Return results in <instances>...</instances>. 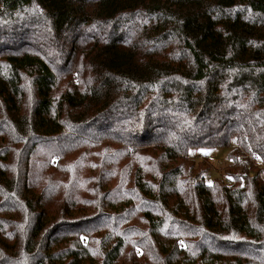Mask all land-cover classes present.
I'll list each match as a JSON object with an SVG mask.
<instances>
[{
  "label": "trees",
  "instance_id": "16d2710c",
  "mask_svg": "<svg viewBox=\"0 0 264 264\" xmlns=\"http://www.w3.org/2000/svg\"><path fill=\"white\" fill-rule=\"evenodd\" d=\"M262 166L264 0H0V264H264Z\"/></svg>",
  "mask_w": 264,
  "mask_h": 264
},
{
  "label": "rangeland",
  "instance_id": "374dc122",
  "mask_svg": "<svg viewBox=\"0 0 264 264\" xmlns=\"http://www.w3.org/2000/svg\"><path fill=\"white\" fill-rule=\"evenodd\" d=\"M234 147L230 148H216V149H200V150H193L192 156L195 158L196 163H199L205 157H208L209 162L212 165V170L205 176V179L208 183H211L215 179H225V174L229 171V167L234 166V161L230 160V153ZM240 161V160H239ZM237 160V163H239ZM39 162V161H38ZM40 163V162H39ZM43 166V164L40 163ZM44 169V168H43ZM37 167L35 169L34 180L37 183L42 182L45 179L46 172L45 170ZM264 169V166H262ZM263 182H264V172L262 174ZM35 182V183H36Z\"/></svg>",
  "mask_w": 264,
  "mask_h": 264
}]
</instances>
